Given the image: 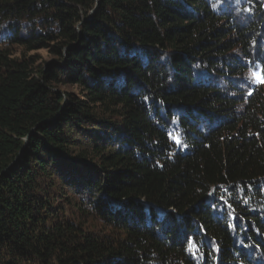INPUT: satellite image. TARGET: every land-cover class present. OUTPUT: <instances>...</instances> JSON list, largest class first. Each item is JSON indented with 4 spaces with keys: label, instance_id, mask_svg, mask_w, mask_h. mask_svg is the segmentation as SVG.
Segmentation results:
<instances>
[{
    "label": "trees",
    "instance_id": "16d2710c",
    "mask_svg": "<svg viewBox=\"0 0 264 264\" xmlns=\"http://www.w3.org/2000/svg\"><path fill=\"white\" fill-rule=\"evenodd\" d=\"M244 2L0 0V264H264Z\"/></svg>",
    "mask_w": 264,
    "mask_h": 264
},
{
    "label": "rangeland",
    "instance_id": "374dc122",
    "mask_svg": "<svg viewBox=\"0 0 264 264\" xmlns=\"http://www.w3.org/2000/svg\"><path fill=\"white\" fill-rule=\"evenodd\" d=\"M246 0H233L234 4V10L235 12H237L236 10H238V13H240V19L243 21L244 19H250L251 16L249 15V13L246 11H241L240 9H242V7L246 6L247 2H244ZM262 2V0H261ZM233 12V13H235ZM11 54L13 57L15 58H21L23 57L24 51L21 48H13L11 49ZM26 57H33L35 58V62L36 68H48L52 63L56 62V58L49 53V51L47 50H41V51H36V52H31V53H27L25 54ZM256 63V62H253ZM262 64H252L250 66V71H248L247 76H248V81H252V83L260 86L262 88V90L264 91V83H262L261 81L264 80V70L262 68ZM60 90L63 93H68V94H78L79 93V89L75 86H71V85H67V86H63L60 87ZM58 91V90H56ZM59 92V91H58ZM261 264V263H260Z\"/></svg>",
    "mask_w": 264,
    "mask_h": 264
},
{
    "label": "snow or ice",
    "instance_id": "6c2138e0",
    "mask_svg": "<svg viewBox=\"0 0 264 264\" xmlns=\"http://www.w3.org/2000/svg\"><path fill=\"white\" fill-rule=\"evenodd\" d=\"M262 83H264V80L261 81ZM211 194V193H210Z\"/></svg>",
    "mask_w": 264,
    "mask_h": 264
}]
</instances>
